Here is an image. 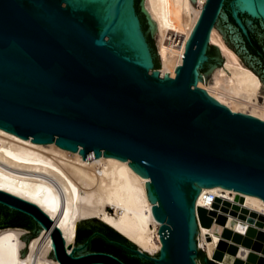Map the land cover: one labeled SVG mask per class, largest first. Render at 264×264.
<instances>
[{
    "label": "water",
    "instance_id": "water-1",
    "mask_svg": "<svg viewBox=\"0 0 264 264\" xmlns=\"http://www.w3.org/2000/svg\"><path fill=\"white\" fill-rule=\"evenodd\" d=\"M212 25L264 82V0H206L174 77L156 68L143 0H0V127L126 162L161 222L156 255L96 216L76 221L67 246L38 205L0 190V227L29 229L21 257L45 234L41 256L62 264H218L203 249L194 202L201 186L264 200V120L195 85L221 62Z\"/></svg>",
    "mask_w": 264,
    "mask_h": 264
},
{
    "label": "bare ground",
    "instance_id": "bare-ground-1",
    "mask_svg": "<svg viewBox=\"0 0 264 264\" xmlns=\"http://www.w3.org/2000/svg\"><path fill=\"white\" fill-rule=\"evenodd\" d=\"M205 1L195 0V6L190 0L143 1L155 21L161 76L165 72L175 76ZM208 41L220 49L224 64L216 66L205 82L198 74L195 85L232 111L264 120V100L259 96L263 81L213 25ZM201 188L194 209L207 258L221 264H264V200L222 186ZM0 190L38 205L67 246H74L76 221L96 216L149 254L161 247V222L154 219L142 178L113 156L88 152L84 157L56 142L35 143L0 127ZM107 205L114 207V213L106 210ZM0 228V264H62L41 256L51 237H31L21 257L25 240L19 236L28 230Z\"/></svg>",
    "mask_w": 264,
    "mask_h": 264
},
{
    "label": "rangeland",
    "instance_id": "rangeland-1",
    "mask_svg": "<svg viewBox=\"0 0 264 264\" xmlns=\"http://www.w3.org/2000/svg\"><path fill=\"white\" fill-rule=\"evenodd\" d=\"M144 1V0H143ZM143 7H144V3H143ZM152 38H153V43H154V47H155V51L157 52L156 53V55H157V60H158V64L160 65V68H158V67H156V68H158L159 70L161 69V62H160V58H159V56H158V39H157V34H156V32H155V30H154V32L152 33ZM212 45H214V46H216L215 44H213V43H211ZM217 47V46H216ZM217 49H218V52H219V55H220V59H221V61H222V63L220 62V63H218L215 67L216 68H218V67H222L223 66V64H224V57H223V55L221 54V51H220V49L217 47ZM222 55V56H221ZM214 67V68H215ZM214 68H212L209 72H202V71H199V74L201 75V77H202V79H203V81L205 82V81H207V80H209L211 77H212V74H213V71L216 69H214ZM260 99L263 101L264 100V82H263V86H262V90H261V93H260ZM106 210L108 211V212H110V213H114V211H115V209H114V207L112 206V205H107L106 206ZM105 223V222H104ZM106 224V223H105ZM108 225V224H107ZM110 228H112L110 225H108ZM114 231H116L118 234H120L123 238H125L127 241H129L131 244H132V242L128 239V238H126L123 234H121L120 232H118L117 230H115L114 228H112ZM28 231L27 232H29V229H27ZM158 252H156V253H154L153 255H156ZM210 260H212V259H210ZM212 261H214V262H216V263H218L217 261H215V260H212ZM218 264H221V263H218Z\"/></svg>",
    "mask_w": 264,
    "mask_h": 264
},
{
    "label": "flooded vegetation",
    "instance_id": "flooded-vegetation-1",
    "mask_svg": "<svg viewBox=\"0 0 264 264\" xmlns=\"http://www.w3.org/2000/svg\"><path fill=\"white\" fill-rule=\"evenodd\" d=\"M9 227V226H8ZM1 229V228H0Z\"/></svg>",
    "mask_w": 264,
    "mask_h": 264
}]
</instances>
